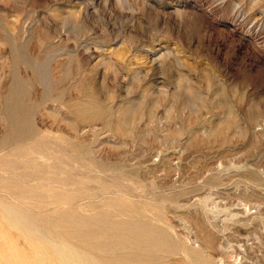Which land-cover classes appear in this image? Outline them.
Wrapping results in <instances>:
<instances>
[{"label":"rangeland","instance_id":"1","mask_svg":"<svg viewBox=\"0 0 264 264\" xmlns=\"http://www.w3.org/2000/svg\"><path fill=\"white\" fill-rule=\"evenodd\" d=\"M0 264H264V0H0Z\"/></svg>","mask_w":264,"mask_h":264}]
</instances>
